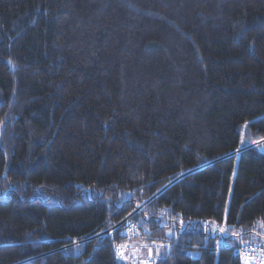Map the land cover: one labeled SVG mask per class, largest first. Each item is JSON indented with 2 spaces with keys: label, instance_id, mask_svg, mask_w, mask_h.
I'll use <instances>...</instances> for the list:
<instances>
[{
  "label": "trees",
  "instance_id": "trees-1",
  "mask_svg": "<svg viewBox=\"0 0 264 264\" xmlns=\"http://www.w3.org/2000/svg\"><path fill=\"white\" fill-rule=\"evenodd\" d=\"M131 213L155 264L264 246V0H0V264H124Z\"/></svg>",
  "mask_w": 264,
  "mask_h": 264
},
{
  "label": "built area",
  "instance_id": "built-area-1",
  "mask_svg": "<svg viewBox=\"0 0 264 264\" xmlns=\"http://www.w3.org/2000/svg\"><path fill=\"white\" fill-rule=\"evenodd\" d=\"M132 213L125 216L118 224L114 225L113 227L103 230L100 233H98V236H106L111 242H112V248L116 255V257L121 260L123 263L126 261H129L131 264H137L136 257L134 256V252L131 249L132 245L130 244V239L138 236L139 234V228L138 226L132 222L129 221L131 218ZM125 221L126 225L124 227V231L121 232L120 235L123 236L122 239H116L113 235V231L118 225L124 224ZM220 246H224L227 248H230L234 255L237 257L239 264H264V246H260L257 243H241L236 244L232 240H225L221 239L218 243ZM126 247L122 248L123 256H118L117 254V248L118 246H124ZM146 261H143V264H155L156 261L154 259H146Z\"/></svg>",
  "mask_w": 264,
  "mask_h": 264
},
{
  "label": "rangeland",
  "instance_id": "rangeland-1",
  "mask_svg": "<svg viewBox=\"0 0 264 264\" xmlns=\"http://www.w3.org/2000/svg\"><path fill=\"white\" fill-rule=\"evenodd\" d=\"M129 221L134 222L131 218L129 219ZM123 223H124L123 226L125 227L126 225L125 221ZM138 231L139 233L141 232L140 236L138 238L130 239V244L132 245L131 249L134 252V256L136 257V260H138L137 264H143V261L147 262L146 259H154L157 262V260L162 254L161 249L164 246V243L162 241L147 242L145 241L146 236L142 235L143 230L141 229V227H139ZM190 254H196V251L193 250L192 252H190ZM124 264H131V263L129 261H126L124 262Z\"/></svg>",
  "mask_w": 264,
  "mask_h": 264
},
{
  "label": "snow or ice",
  "instance_id": "snow-or-ice-1",
  "mask_svg": "<svg viewBox=\"0 0 264 264\" xmlns=\"http://www.w3.org/2000/svg\"><path fill=\"white\" fill-rule=\"evenodd\" d=\"M123 247H126V245H124V246H118V248H117V254H118V256H123V252H122V248Z\"/></svg>",
  "mask_w": 264,
  "mask_h": 264
}]
</instances>
